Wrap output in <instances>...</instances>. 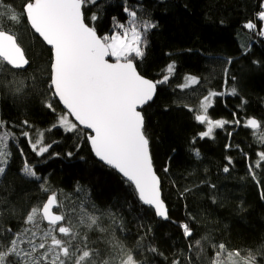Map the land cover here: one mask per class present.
I'll use <instances>...</instances> for the list:
<instances>
[{
    "label": "trees",
    "instance_id": "trees-1",
    "mask_svg": "<svg viewBox=\"0 0 264 264\" xmlns=\"http://www.w3.org/2000/svg\"><path fill=\"white\" fill-rule=\"evenodd\" d=\"M10 11L15 10L19 16L18 22L0 21L10 34L17 37L31 67L27 71H10L0 69V121L11 127V131L19 136L22 121H28L35 130L45 131L57 120V115L63 113L61 105L54 104L56 113L45 107L47 92L49 53L27 27L21 15L24 0H5ZM131 2V0H130ZM142 3L151 18L158 22V27L149 33V43L143 61H138V71L148 79L156 80L161 77L162 70L171 62H176L177 75L170 81L169 86L158 88L155 101L143 109L145 132L150 140L153 163L158 176L162 179L163 195L168 203L170 216L179 222L185 219V212H191L196 217L198 227L195 238L201 239L199 249L187 250V242L180 234L175 224L164 222L155 217L150 211L142 209L135 198L133 190L114 170L101 164L90 147L82 143L80 150L71 134L64 135L59 130L45 131V143L53 140L50 152L60 153L59 156L48 158L36 157L28 148L24 139L20 140L30 163L37 164L36 171L46 177L47 187L55 191L58 200L65 209L77 207V185L86 188L91 201L97 209L111 212L121 220L124 230L113 231V225L108 215L101 217L100 226L105 233L92 230L87 233L92 244L102 252L106 246L119 244L131 251L138 261L143 264H172L177 257L184 264L186 257H191L190 264H211L215 251L212 245L223 243L228 252L239 251L240 257L247 256L251 251L256 256V264H264V199H261V189H264V162L256 169V179L246 176L247 163L258 159L256 153L264 151V38L250 36L248 30L241 28V23L254 19L260 0H135ZM108 7L103 11L101 19L95 22L98 35L111 34V18L125 20L122 12L123 0H107ZM97 15H100L98 12ZM223 21V24L220 22ZM259 23V21H256ZM251 44L247 55L241 54V44ZM191 50V51H189ZM169 53V54H167ZM201 53L211 54L216 58L210 62ZM219 57H232L229 76H235L229 87L237 89L236 97L218 98L215 107L210 110L213 118L231 120L232 112L242 117V124L247 118H255L261 123L260 129H248L243 126L236 128L228 126L232 131L231 143L239 145L248 153L246 161L236 149L225 150L228 143L226 131L216 130L215 138H205L197 141L201 159L196 160L190 154V140L204 126L198 125L193 114L174 103L172 86L180 84L181 77L190 74L204 82L208 77L210 83L206 87L222 90L223 63ZM253 61H258L254 64ZM5 68H10L5 65ZM200 86H194L199 88ZM19 88L20 91L16 89ZM193 96L187 103L196 110L198 99ZM241 98L247 101L243 111L237 110ZM50 99V97H49ZM226 101L227 107H225ZM72 119V118H70ZM12 161L10 170L0 182V200L15 209L14 215L5 213L0 219L4 229L11 227L18 230L17 225L21 216L30 206L43 201L46 193L37 184L31 183L18 174L22 161L16 147L10 145ZM68 152H73L71 157ZM228 155L235 161V166L229 173H223ZM168 173H164V167ZM175 181L176 188L172 184ZM201 181H205L201 184ZM215 184L216 190L210 191L207 184ZM200 184L199 188L194 186ZM185 187L193 191L180 199L177 189ZM215 197V203L212 197ZM185 201L188 204L184 208ZM89 211H92L89 208ZM100 215L99 212L95 213ZM257 216V221L253 217ZM253 219V220H252ZM145 227L141 229L140 225ZM151 226L152 235L143 240H137ZM206 237V239H202ZM111 242V244H110ZM154 245L163 256H154L147 249ZM142 249V251H141ZM226 255L221 259L227 260ZM9 259H13L9 257ZM109 259H111L109 257Z\"/></svg>",
    "mask_w": 264,
    "mask_h": 264
},
{
    "label": "snow or ice",
    "instance_id": "snow-or-ice-1",
    "mask_svg": "<svg viewBox=\"0 0 264 264\" xmlns=\"http://www.w3.org/2000/svg\"><path fill=\"white\" fill-rule=\"evenodd\" d=\"M108 6L110 5L107 0H24L21 15L27 27L38 36L49 53L45 107L56 113L54 104H59L65 110L57 115L56 122L45 131L59 130L64 135L71 134L77 151L82 143L88 144L101 164L121 175L133 190L142 209L176 225L187 242L188 252H191L194 247L199 249L201 246V239L195 238L197 219L187 211L182 221L177 222L171 218L163 195L162 179L153 166L150 140L145 132L142 111L153 102L158 88L169 86L170 81L177 75L176 62L171 61L162 70L159 79L152 80L141 75L138 61H143L149 33L158 27V22L151 18L142 3L123 0L122 12L125 20L112 17L111 34L98 35L95 22L102 18L103 11ZM9 9L10 6L5 0H0V21L18 22V14ZM258 9L254 13V19L242 22L241 28L248 30L250 36L264 38V0H260ZM98 12L100 15H97ZM220 23L223 24V21ZM240 48L241 54L247 55L251 44L242 43ZM201 55L207 56L210 62L216 61L210 53ZM219 60L224 65L222 90L206 87L210 83L208 77L202 83L199 77L186 74L181 77L180 84L170 89L175 97L173 103L187 109L193 114L194 121L204 126L205 130L198 132L190 140L192 147L189 152L194 159H201L199 148L195 147L198 140L214 139L216 130H224L229 141L225 144V150L236 149L248 161V153L239 145L231 143L232 131H227V128L234 126L233 131L241 126L260 129L261 123L255 118H247L242 124L243 118L237 117L235 111L232 112L231 120L213 118L210 115V110L215 107L218 98L238 95L234 86H228L229 80L233 83L236 80L234 75L229 76L233 58L219 57ZM5 65L10 68H5ZM29 67L30 61L17 42V37L10 34L4 23L0 22V69L16 75L17 70L27 71ZM201 89L202 99H198V107L193 111L187 100L193 96L199 98ZM16 90L20 91L19 88ZM223 102L227 107L226 101ZM246 103L241 98L237 110L243 111ZM11 127L13 126L0 121V182L10 170L11 145L17 148L22 161L18 174L37 184L47 195L43 201L30 206L21 216L18 230L0 226V264H143L131 251L119 244L110 242L111 246H106L103 252L92 244L87 235L89 231H106L100 226L102 216L110 217L113 231L119 229L123 232L121 220L111 212L105 213L97 209L88 190L79 185L75 188L78 193V206L65 209L58 200L57 193L46 186V177L36 171L37 164L29 162L23 146L20 145V140L24 139L36 157L43 158L47 154L48 158H52L60 155L50 152L58 141L45 143V131L35 130L33 133L32 126L26 120L18 126L19 136L10 130ZM259 142L264 144V138ZM72 155L73 152L67 153L69 157ZM256 155L258 159L246 166L248 175L259 186L256 169L264 162V151ZM224 159L226 163L221 171L229 173L234 169L235 161L228 155ZM163 171L167 174L168 167L165 166ZM204 183L205 181H201V184ZM172 186L176 188L175 181ZM207 186L210 191L216 190L215 184L208 183ZM194 187L199 188L200 184ZM192 191L193 188L185 187L183 191L177 189V194L183 200ZM260 195L264 199V189H261ZM212 202H216L214 196ZM184 208H188L186 201ZM96 212L100 215H96ZM5 213L14 215L15 209L0 200V219L4 218ZM140 227L143 229L145 226L141 224ZM149 235H152L151 226L137 240H143ZM212 247H218L219 250L215 251L211 264H256V256L251 251L247 256L240 257L238 250L228 252L223 243L218 246L213 244ZM147 250L154 256H163L154 245ZM225 255L227 260L221 259ZM9 257L13 259L10 260ZM190 261L191 257H186L184 264H190ZM172 264H181L180 258L174 259Z\"/></svg>",
    "mask_w": 264,
    "mask_h": 264
},
{
    "label": "water",
    "instance_id": "water-1",
    "mask_svg": "<svg viewBox=\"0 0 264 264\" xmlns=\"http://www.w3.org/2000/svg\"><path fill=\"white\" fill-rule=\"evenodd\" d=\"M18 42V41H17ZM22 48V47H21ZM23 49V48H22ZM26 56V55H25ZM27 58V57H26ZM110 59V62H111V58H109ZM10 67V66H9ZM17 71H24V70H17ZM157 92H158V90H157ZM156 96H157V94H156ZM155 99H156V97L154 98V100H153V102L155 101ZM153 102H151L150 104H152ZM149 104V105H150ZM149 105H146L144 108H146L147 106H149ZM62 107V106H61ZM143 108V109H144ZM62 109H63V107H62ZM64 110V109H63ZM65 111V110H64ZM143 111V110H142ZM144 121H145V118H144ZM150 152H151V149H150ZM151 156H152V154H151ZM97 160H98V158H96ZM152 162H153V158H152ZM153 166H154V163H153ZM154 169H155V166H154ZM158 175V174H157ZM121 176V175H120ZM55 210V209H54ZM159 219V218H158ZM159 220H161V219H159ZM162 221H164V220H162ZM164 222H167V221H164Z\"/></svg>",
    "mask_w": 264,
    "mask_h": 264
},
{
    "label": "rangeland",
    "instance_id": "rangeland-1",
    "mask_svg": "<svg viewBox=\"0 0 264 264\" xmlns=\"http://www.w3.org/2000/svg\"><path fill=\"white\" fill-rule=\"evenodd\" d=\"M167 54H169V53H167ZM245 175H246V176H249L248 173H247V169H246ZM260 210H261V211H264V206L261 205V206H260ZM253 218L255 219V220L252 219L253 221H257V216H254ZM226 259H227V258H226Z\"/></svg>",
    "mask_w": 264,
    "mask_h": 264
}]
</instances>
